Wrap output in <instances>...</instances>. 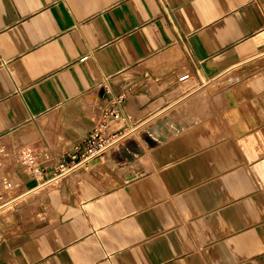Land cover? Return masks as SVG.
<instances>
[{"label": "crops", "instance_id": "1", "mask_svg": "<svg viewBox=\"0 0 264 264\" xmlns=\"http://www.w3.org/2000/svg\"><path fill=\"white\" fill-rule=\"evenodd\" d=\"M0 149V264H264V0H0Z\"/></svg>", "mask_w": 264, "mask_h": 264}, {"label": "built area", "instance_id": "2", "mask_svg": "<svg viewBox=\"0 0 264 264\" xmlns=\"http://www.w3.org/2000/svg\"><path fill=\"white\" fill-rule=\"evenodd\" d=\"M188 77L189 76H183L180 79V81L187 80ZM121 102H122V98H120L117 101L118 104H120ZM117 112H118L117 108H112L109 110V113L107 115L113 116L116 115ZM104 127H105L104 121L100 122L98 124V128L91 133V135L88 137L86 141L87 148L85 153L82 154V156L80 157L76 155L70 156L72 160V164L71 165L60 164L55 177H63L65 179L68 178L71 175V173L75 172L80 167H84V166L88 167L94 161L103 158L113 148L114 143L123 140L124 138H126L127 135H129V133H127L121 136L116 135L113 137H106L103 136L102 133V129ZM20 152L21 154L19 153L18 155L21 164L27 170L32 172V174L34 175L38 174V169H37L38 166L32 151L27 149V150H21ZM2 167H3V151L0 149V170L2 169ZM5 185L7 187L9 186L7 182H5ZM0 195H1V185H0Z\"/></svg>", "mask_w": 264, "mask_h": 264}, {"label": "bare ground", "instance_id": "3", "mask_svg": "<svg viewBox=\"0 0 264 264\" xmlns=\"http://www.w3.org/2000/svg\"><path fill=\"white\" fill-rule=\"evenodd\" d=\"M225 78V77H224ZM218 82H220V81H218ZM224 82V81H223ZM229 80L227 81V84H229ZM231 83V82H230ZM217 84V83H216ZM216 84H213V85H215V86H217ZM219 85H220V83H218ZM224 86V85H223ZM210 89V88H209ZM211 90V89H210ZM199 93V92H198ZM187 108H185V110H186ZM184 109H183V107L182 108H178V109H176V112H177V114L178 115H181L182 114V112L183 111H185ZM191 110V109H190ZM189 110V111H190ZM162 115V114H161ZM186 116V115H185ZM172 117H173V115H172ZM183 122V121H182ZM45 123V122H44ZM42 124V123H41ZM46 124V123H45ZM43 125V124H42ZM45 126V125H44ZM40 127L42 128V126L40 125ZM44 128V127H43ZM45 130V128L43 129V131ZM41 131H42V129H41ZM42 131V132H43ZM128 133H130V132H128ZM131 134V133H130ZM117 144H118V142H116V143H114L113 144V147H116L117 146ZM30 150V149H29ZM83 168H86L87 169V166L85 167H80L79 169H77L75 172H73V173H71V175L69 176V177H72L73 176V180H75L76 182L77 181H79V180H81V176L84 174V173H82V171H78V170H81V169H83ZM78 171V172H77ZM86 175V174H85ZM89 176H91L90 174H88ZM99 175V174H98ZM92 177V176H91ZM90 177V178H91ZM64 180V178L63 177H55L53 180H51V181H49V182H46V183H43L41 186L42 187H46V186H49V185H51V184H54V183H58V182H60V181H63ZM42 192H46V191H42ZM3 206H0V209L2 208Z\"/></svg>", "mask_w": 264, "mask_h": 264}, {"label": "rangeland", "instance_id": "4", "mask_svg": "<svg viewBox=\"0 0 264 264\" xmlns=\"http://www.w3.org/2000/svg\"><path fill=\"white\" fill-rule=\"evenodd\" d=\"M166 58H170L173 62H177V63H182V62H184L185 61V56H182V52L180 51V50H177V49H173V50H170L167 54H165L164 56H162L161 57V60H163V59H166ZM208 84V83H207ZM188 100V98L187 99H185V100H183L184 102H186ZM183 102V103H184ZM185 105H187V104H185ZM172 109H174V107L172 108ZM172 109H167V110H169V111H167V112H163V114L162 115H160L159 117H161V118H166V117H171L172 118V114H171V112H172ZM29 147H26L25 148V150H27ZM2 149V148H1ZM29 149H31L32 150V148L30 147ZM23 150V149H22ZM20 154H21V152H19ZM18 153V154H19ZM82 170V169H81ZM81 170H78V171H81ZM77 171V172H78ZM43 183H46V182H44V181H42L41 182V184H43ZM48 187V186H47ZM46 191V190H45ZM42 192V191H41ZM40 192V193H41ZM39 193V194H40ZM42 194H45V193H42ZM40 198H42V197H40ZM35 208V207H34Z\"/></svg>", "mask_w": 264, "mask_h": 264}]
</instances>
